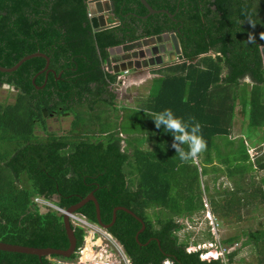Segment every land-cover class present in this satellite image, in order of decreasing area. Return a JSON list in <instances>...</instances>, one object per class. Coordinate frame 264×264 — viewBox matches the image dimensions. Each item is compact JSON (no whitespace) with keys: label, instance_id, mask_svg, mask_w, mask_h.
Here are the masks:
<instances>
[{"label":"trees","instance_id":"obj_1","mask_svg":"<svg viewBox=\"0 0 264 264\" xmlns=\"http://www.w3.org/2000/svg\"><path fill=\"white\" fill-rule=\"evenodd\" d=\"M90 1L0 0V65L13 68L37 53L50 59L49 73H43L48 62L43 57L16 72H0V87L16 91L14 103H0V242L68 250L64 216L54 210L42 214L35 199L69 210L95 193L104 224H112L117 207L143 220L119 211L109 230L133 264H254L238 262L245 248L256 250V264H264V228L225 240L226 255L218 260L204 259L205 249L190 251V242L179 236L185 228L180 219L191 220L206 210L201 179L212 167L239 182L235 192L227 191L226 201L209 197L221 219L241 220L242 209L259 196L254 214L264 205V177L256 182L252 175L264 172V0H147L174 17L149 16L140 0H110L120 26L99 33L89 18ZM174 33L185 61L155 73L160 77L152 81L141 107L118 109V95L111 89L118 76L106 68L110 50H132L151 38L165 42L164 35ZM239 107L248 126L243 137L236 136ZM165 108L201 124L207 147L196 158L203 167L196 159L182 162L172 147L173 136L156 127L151 115ZM67 113L73 116L70 131L50 132L48 118ZM147 142L153 151L143 149ZM250 150L259 156L252 159ZM152 210L165 217L155 213L154 221ZM79 213L98 224L93 202ZM75 234L79 251L87 235L81 228ZM239 243L241 248L228 251ZM77 261V254L0 251V264Z\"/></svg>","mask_w":264,"mask_h":264},{"label":"rangeland","instance_id":"obj_2","mask_svg":"<svg viewBox=\"0 0 264 264\" xmlns=\"http://www.w3.org/2000/svg\"><path fill=\"white\" fill-rule=\"evenodd\" d=\"M133 74V73H132ZM132 74L130 76H132ZM136 76V73H134L133 77ZM157 76L155 74H152L151 78L146 79V77H143V81L141 78H139L138 82H134L131 79H129V87L126 89H123L122 91H119L118 99L116 104L119 106H129L131 107H139L140 103H142L144 100H146L150 93V87L152 85V81L154 80V77ZM131 80V81H130ZM15 96L16 91L13 89H10L9 87H0V103L5 104H12L15 102ZM143 105V104H142ZM140 105V107L142 106ZM241 111H239L240 114ZM73 116H63L62 118H48V127L49 131L52 133L57 134H67V132L70 131L71 124H72ZM239 125H237L238 130H242V132L245 134V132L248 129L247 121L245 120V116L240 114V117L238 118ZM111 123H115V120L112 119ZM119 124L122 125V123L119 121ZM38 130L44 134L38 128ZM236 134L238 132L236 131ZM246 135V134H245ZM239 139V138H235ZM242 139L240 140V142ZM145 149L150 148L149 146H144ZM252 155V154H251ZM259 156V154H254L251 158H255ZM199 164H201V160H197ZM200 167H203L202 165H199ZM215 168L212 167V172L209 176H206L201 179V192L204 193V204L206 206V210L203 212L197 213L193 219H180L179 222L185 225V228L179 233L180 238L182 241H189L190 242V248L191 251H197L201 248H206L210 252H213L212 259L223 258L224 257V241L229 240L230 238H234L238 235H242L245 232H256L258 230H261L264 228V205H260L259 211L256 214L255 209L257 207L254 206V203L260 204L262 201V197H258L256 200H252L253 206L247 207L245 209H242L243 212V218L240 220L238 218H235L233 216H230L226 220L221 219L217 214H215L213 206L210 202V198L213 201V197L210 195H213L216 197V199H222L226 201V194L227 191L229 192H235L237 190V186L239 182L236 181V179H230L226 174L223 173H217L214 172ZM254 177H256L254 180L256 182H260L261 179L264 177V172L256 171L252 174ZM252 177V176H251ZM218 179V180H217ZM214 180H217L216 183H214ZM248 184L252 182L251 178H248L245 180ZM245 181L240 185L241 188L245 186ZM211 186V190L208 191V188ZM240 197H243V199H246V194H240ZM245 202H248L247 200ZM47 209H45L44 213H46ZM162 212L161 210H152L150 213L152 214V218L155 221V213ZM210 213H213V215H210ZM248 214H251L250 217ZM159 215V214H158ZM162 215L165 217V213L162 212ZM211 216V218H210ZM256 219H251L255 218ZM251 219V220H250ZM93 228V227H92ZM95 230L100 231L98 228ZM94 231V229H93ZM102 234H97L95 237L93 236V243L95 244V247L93 251H95L97 254L100 255L99 258L96 259V261L87 260L84 261V255L83 260L81 255L78 259V264H125L122 259L121 250H123L118 244H115V241L110 237L111 235L105 231H100ZM93 233L87 234V240L85 243L86 250L88 247V238L92 236ZM213 237V240L211 239ZM244 236L242 237V241L244 240ZM101 240V244H97ZM241 241V242H242ZM198 243V246L196 244ZM241 243L235 245L231 248V251H235L236 249L241 248ZM84 251V254L86 252ZM120 252V253H119ZM258 257V254L256 250L253 248H245L242 249L240 256L238 257V262L240 260H250L254 264H256L255 258ZM210 259V260H212Z\"/></svg>","mask_w":264,"mask_h":264},{"label":"water","instance_id":"obj_3","mask_svg":"<svg viewBox=\"0 0 264 264\" xmlns=\"http://www.w3.org/2000/svg\"><path fill=\"white\" fill-rule=\"evenodd\" d=\"M142 4L148 9L149 16L150 15H156V14H168L170 17H174V15L170 14L168 11H157L155 10L148 2L147 0H140ZM89 11L93 15V18L91 20L92 27L96 33L106 31L109 29H113L117 27L119 24H111L109 23L110 20L114 21V7L110 0H91L89 2ZM168 39H171L169 43L171 44L170 50L167 49L168 41H165L164 43H158V41H155L156 39L151 38L148 39L146 42H143L141 45L137 44L136 47L126 52L123 56H116L113 58V63L116 65V72L119 73L121 71L126 70H135L137 68H140L142 66L146 68L150 67H156V66H162L163 64H169L176 59H178L180 62H183L185 60V57L182 52L181 43L177 36V34H171L169 36H166ZM175 50V52L173 51ZM174 52L172 53L171 57L172 59H168V53L167 52ZM36 57H43L47 59V67L43 73L48 72L50 67V59L42 53H37L31 56H27L23 60H21L15 67L13 68H4L0 65V72L2 73H13L22 67L23 64L28 62L29 60H32ZM49 73V72H48ZM10 87V86H7ZM45 116H48V112L44 111ZM93 202L96 205L97 209V217H98V223L100 226H102L105 229L112 228L115 223L117 222V215L119 211L127 212L131 215H133L137 220H139L141 223L144 224L143 220L140 219L135 213H133L131 210L125 208V207H117L114 210V219L111 225H106L102 221V213H101V207L100 204L95 197V193L90 194L86 199H83L79 204L75 205L69 210L70 214L78 213L80 209L85 207L88 203ZM64 223L66 227V231L70 240V248L68 250H56V249H36V248H30V247H24V246H17V245H11L7 243L0 242V251L4 252H11V253H19V254H27V255H35L39 257H48V256H61L64 258H71L73 255L76 254L78 250V240L75 234V230L73 228V225L71 223V220L69 216L64 217ZM146 230V225L143 226L141 231L139 232V235L143 233ZM138 235V236H139ZM137 240H139V237H137Z\"/></svg>","mask_w":264,"mask_h":264},{"label":"clouds","instance_id":"obj_4","mask_svg":"<svg viewBox=\"0 0 264 264\" xmlns=\"http://www.w3.org/2000/svg\"><path fill=\"white\" fill-rule=\"evenodd\" d=\"M90 11H89V18H90ZM92 15V14H91ZM93 16V15H92ZM93 18V17H92ZM92 18H90V20H92ZM248 21H250L252 24H253V22H252V20H251V18H249L248 19ZM116 23V24H119V22H118V20L117 21H112V20H110V22L109 23H111V24H113V23ZM114 23V24H115ZM118 26H120V24L118 25ZM117 26V27H118ZM253 26H255V24H253ZM116 28V27H115ZM262 37H264V35H261ZM148 40V39H147ZM147 40H144V41H142V42H140V43H137V44H142L143 42H146ZM165 41H168V44H170L169 43V41H171V39H169V40H167V39H165ZM249 41L250 42H255V37L253 36V35H250L249 36ZM158 43H164V42H159L158 41ZM136 44V45H137ZM171 45V44H170ZM136 47V46H135ZM134 47V48H135ZM133 48V49H134ZM181 48H182V46H181ZM132 49V50H133ZM129 51H131V50H129ZM182 52H183V49H182ZM116 53H117V51H116ZM168 54H170L171 52H167ZM172 53H174L173 51H172ZM124 55V54H123ZM123 55H119V53H117V54H115V53H112L111 54V58H110V62H113L112 60H113V58L114 57H116V56H123ZM184 55V54H183ZM185 61V60H184ZM183 61V62H184ZM177 63H182V62H180L178 59H176L175 61H173V62H171V63H169V64H163L162 66H156V67H150V68H147L148 70H150V69H154V68H158L159 69V71L160 70H162L163 68H165V67H167V66H171V65H174V64H177ZM106 68H107V71L108 72H110L111 73V69H110V67H108V66H106ZM137 69H139V68H137ZM136 70V69H135ZM135 70H126V71H129V75H127V76H130V74H131V72L132 71H135ZM126 71H121V72H119V73H117L116 71H115V74H117V76H118V81H117V83H116V85H117V87H119L120 89L121 88H124L125 87V83H124V81H125V78L127 77V76H125L124 75V73L126 72ZM112 74V73H111ZM156 75V74H155ZM159 76V75H158ZM160 77V76H159ZM121 78V79H120ZM155 79V78H154ZM4 87H7V86H4ZM10 88V87H9ZM125 89V88H124ZM128 108H129V106H128ZM46 111V110H45ZM147 112V111H146ZM148 113V112H147ZM149 115V114H148ZM48 117V116H47ZM55 117H57V116H54V117H51V118H55ZM58 118V117H57ZM151 118L154 120V122H155V125H156V127L159 129V128H162L163 129V131L165 132V133H170L172 136H173V138H174V142H173V144H172V147L173 148H175L176 149V151H177V154H178V156H179V159L182 161V162H189V161H194L195 159H196V164L197 165H202V164H199L198 162H197V160H199L198 158H196L197 156H198V154L199 153H201L202 151H204L205 149H206V147H207V142H206V140L204 139V137H203V135H202V126H201V124L198 122V121H196L195 120V117H191V118H189V119H187V120H185L182 116H178V115H176L175 113H174V111L171 109V108H165V109H163V110H161V111H158V112H155L154 114H152L151 115ZM58 135H63V134H58ZM123 137L124 138H127V137H125L124 135H123ZM149 146L150 148H148V149H145L144 148V146ZM144 146H143V149L144 150H147V151H153L154 150V146H153V144L152 143H150V142H147L146 144H145ZM185 145L187 146V147H185ZM126 147V146H125ZM250 152H251V154H252V150H250ZM252 156H254L253 154H252ZM38 200H43L45 203H40V202H38ZM57 201V200H56ZM35 202H36V204L40 207V210H41V213L42 214H46V213H48L49 212V210H54V211H56V212H58L59 214H61L62 216H69V218H70V220H71V217H70V215H82V216H84V217H86L85 215H83V214H81V213H74V214H70L69 213V210L71 209H69V210H66V209H63V208H61V207H59V206H57L55 203H53V202H50V201H48V200H46L45 198H43V197H38V198H36L35 199ZM45 209H47V211H46V213H44V211H45ZM59 209L60 210H65L67 213H61L60 211H59ZM210 215H213V213H210ZM210 218H211V216H210ZM86 219L88 220V222L93 226V229H94V231H93V229L92 228H84V227H77V226H75L74 224H73V222H72V220H71V223H72V225H73V228H74V230L76 229V228H81V229H83V230H85V232H86V235L87 234H91V233H93V236L95 237L97 234H102L100 231H103L104 233H105V231L106 232H108L111 236V238L115 241V244L117 245H119L123 250H121L120 252H121V254H122V259H123V262L125 263V264H133L132 263V261H131V259L127 256V254H126V252H125V250H124V248H123V246L115 239V237L109 232V230L110 229H105V228H103L102 226H100L99 225V223L98 224H94V223H92V222H90L89 221V219L86 217ZM96 228H98L100 231H98V230H95ZM86 238H87V236H86ZM85 238V243H86V239ZM84 246H85V244H84ZM86 247H83L82 249H80L79 251H77L76 252V254H77V256H78V259H79V256L81 255V257L83 256V249H85ZM202 249V248H201ZM200 249V250H201ZM207 250V252L206 253H204V255L202 256L204 259H206V260H210V259H212L213 257L211 256V254H213V252H210L208 249H206V248H203V250ZM222 250H224L223 252L225 253L224 254V257H225V255H226V252H227V250L226 249H223L222 248ZM191 251V250H190ZM198 251V250H197ZM228 251H230V252H232L231 251V249H229ZM119 252V253H120ZM210 256V257H209ZM223 257V258H224ZM215 259V258H214ZM218 259H220L219 257H217V260ZM93 262V261H92ZM79 262L77 261L75 264H78ZM86 264H88V263H86ZM165 264H171V262H166Z\"/></svg>","mask_w":264,"mask_h":264},{"label":"crops","instance_id":"obj_5","mask_svg":"<svg viewBox=\"0 0 264 264\" xmlns=\"http://www.w3.org/2000/svg\"><path fill=\"white\" fill-rule=\"evenodd\" d=\"M170 44H167V49H169L170 50ZM171 52V51H170ZM117 53H119V55H123V54H125L126 53V51L125 50H123V51H118L117 50ZM116 52H115V54H117ZM172 53V52H171ZM172 56V55H171ZM172 59V58H171ZM157 71H159V69L158 68H154V69H150V70H148L146 67H144V66H142V67H140L139 69H136L135 71H132L131 72V74H132V76H127L126 78H125V81H124V83H125V89L126 88H128L129 87V79H131L132 81H133V78H134V82H138V80H139V78H141V80L143 81V77L145 76L146 77V79L144 80V81H146L147 79H149V78H151V76H152V74H155ZM134 73H136V76L135 77H133V75H134ZM130 74V75H131ZM226 74H227V72H225V74H224V76H226ZM159 76L157 75V76H155L154 78H158ZM130 80V81H131ZM245 82L246 83H248V84H250L251 83V81H250V79H246L245 80ZM239 111H242V108L241 107H239L238 108V112ZM240 117V114H238V117L236 118V121H235V123L237 124V123H240V122H238V118ZM237 132H238V134H236V136L238 137V136H244V133L242 132V130H238L237 129ZM95 252V251H94Z\"/></svg>","mask_w":264,"mask_h":264},{"label":"flooded vegetation","instance_id":"obj_6","mask_svg":"<svg viewBox=\"0 0 264 264\" xmlns=\"http://www.w3.org/2000/svg\"><path fill=\"white\" fill-rule=\"evenodd\" d=\"M114 18H115V21H117L118 19L115 17V15H114ZM118 22H119V24H120V21L118 20ZM115 23V22H114ZM169 35H171V34H169ZM169 35H164V37H165V39H167V40H169L166 36H169ZM154 39H156V38H154ZM155 41H159L158 39H156ZM123 51V50H125L126 52H128L129 50H126L125 49V47H121V48H113V49H111L110 50V52H111V54L112 53H115L116 51ZM173 51L175 52V50L173 49ZM171 54L172 53H170L169 55H168V59L170 58H172L171 57ZM106 66H108V67H110V69H111V73L112 74H114V75H117V74H115V71H116V65L113 63V62H110V64H107ZM111 89L114 91V93H116L117 95H119V91H122L124 88H119V87H117V85L116 84H114L112 87H111ZM118 99V98H117ZM116 102H117V100H116ZM116 106H117V108L118 109H120V110H123L124 108H128V106H119V105H117L116 104ZM65 116V115H64ZM66 116H70V113L68 114H66ZM58 118H62V117H59V116H57Z\"/></svg>","mask_w":264,"mask_h":264},{"label":"built area","instance_id":"obj_7","mask_svg":"<svg viewBox=\"0 0 264 264\" xmlns=\"http://www.w3.org/2000/svg\"><path fill=\"white\" fill-rule=\"evenodd\" d=\"M93 16L90 14V18ZM125 76L129 75V71L124 73ZM121 79V78H120ZM40 203H45L43 200H38ZM61 213H67L65 210H60ZM73 224L77 227L92 228L93 226L88 222L86 217L82 215H70ZM93 229V228H92Z\"/></svg>","mask_w":264,"mask_h":264},{"label":"bare ground","instance_id":"obj_8","mask_svg":"<svg viewBox=\"0 0 264 264\" xmlns=\"http://www.w3.org/2000/svg\"><path fill=\"white\" fill-rule=\"evenodd\" d=\"M101 243L102 242L100 240L97 244L99 245ZM94 247H95V244L93 243V235H92L88 238L87 250H86V248L84 249V251L86 250L85 254L83 251L84 261H87V260L96 261V259L100 257L99 254H97L96 252L93 251ZM82 260H83V257H82Z\"/></svg>","mask_w":264,"mask_h":264}]
</instances>
